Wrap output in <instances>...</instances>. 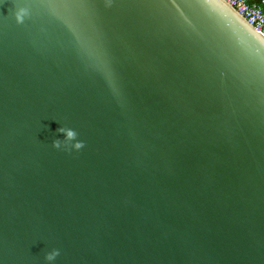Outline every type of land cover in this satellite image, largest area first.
Here are the masks:
<instances>
[{"label":"water","instance_id":"1","mask_svg":"<svg viewBox=\"0 0 264 264\" xmlns=\"http://www.w3.org/2000/svg\"><path fill=\"white\" fill-rule=\"evenodd\" d=\"M240 41L206 0H0V264H264Z\"/></svg>","mask_w":264,"mask_h":264},{"label":"clouds","instance_id":"2","mask_svg":"<svg viewBox=\"0 0 264 264\" xmlns=\"http://www.w3.org/2000/svg\"><path fill=\"white\" fill-rule=\"evenodd\" d=\"M206 3L215 18L232 34L238 47H244L240 41L242 35L251 38L264 37V13L255 12L249 15L246 11H241L234 3V0H217L215 7L208 0H206ZM24 15H26V10L20 9L16 13L17 22H20ZM253 16L255 19L252 18ZM258 26L261 28L259 32L257 31ZM260 45L261 49H264V44ZM260 55L264 57L261 52ZM57 131L64 132L69 140L75 139L77 135L74 130L64 128L57 129ZM59 146V141L53 142V147L58 148ZM83 146V142H78L74 145L76 149H80ZM56 255H58V252L53 251L46 259L52 260Z\"/></svg>","mask_w":264,"mask_h":264},{"label":"built area","instance_id":"3","mask_svg":"<svg viewBox=\"0 0 264 264\" xmlns=\"http://www.w3.org/2000/svg\"><path fill=\"white\" fill-rule=\"evenodd\" d=\"M234 3L241 11H246L249 15L255 12L264 13V0H234ZM255 19V17H252ZM257 31H261V28L258 26ZM264 39V37H262Z\"/></svg>","mask_w":264,"mask_h":264},{"label":"bare ground","instance_id":"4","mask_svg":"<svg viewBox=\"0 0 264 264\" xmlns=\"http://www.w3.org/2000/svg\"><path fill=\"white\" fill-rule=\"evenodd\" d=\"M252 39L253 41L251 42L264 54V49H261V45H260L261 43L264 44V39L262 37H255Z\"/></svg>","mask_w":264,"mask_h":264},{"label":"crops","instance_id":"5","mask_svg":"<svg viewBox=\"0 0 264 264\" xmlns=\"http://www.w3.org/2000/svg\"><path fill=\"white\" fill-rule=\"evenodd\" d=\"M253 1H257V0H253Z\"/></svg>","mask_w":264,"mask_h":264}]
</instances>
